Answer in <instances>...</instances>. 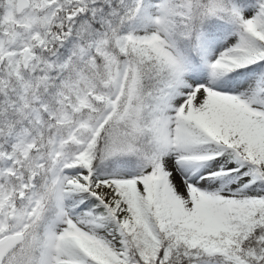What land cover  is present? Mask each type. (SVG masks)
I'll list each match as a JSON object with an SVG mask.
<instances>
[{
	"label": "snow or ice",
	"instance_id": "1",
	"mask_svg": "<svg viewBox=\"0 0 264 264\" xmlns=\"http://www.w3.org/2000/svg\"><path fill=\"white\" fill-rule=\"evenodd\" d=\"M0 264H264V0H0Z\"/></svg>",
	"mask_w": 264,
	"mask_h": 264
}]
</instances>
